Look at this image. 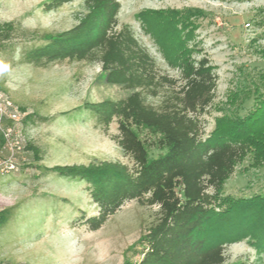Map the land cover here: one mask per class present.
Returning a JSON list of instances; mask_svg holds the SVG:
<instances>
[{"label":"rangeland","instance_id":"obj_1","mask_svg":"<svg viewBox=\"0 0 264 264\" xmlns=\"http://www.w3.org/2000/svg\"><path fill=\"white\" fill-rule=\"evenodd\" d=\"M49 0H0V90L18 106L21 168L0 175V264H136L140 238L159 218L158 208L125 203L97 231L83 221L97 215L87 185L50 173L54 166L117 162L132 168L114 138L95 127L84 103L117 101L128 92L106 84L99 63L63 61L44 67L22 54L41 37L74 27L83 0L45 12ZM116 31L128 27L155 63L157 73L179 78V60L205 58L216 77L215 97L199 117L205 139L225 118L259 114L264 105V0H116ZM179 85L180 82H177ZM146 103L161 106L163 93ZM261 133H264V116ZM140 137L149 143L146 132ZM223 185L218 203L264 197V134ZM36 153H34V150ZM159 152L150 148L151 156ZM23 158V162H20ZM262 228V229H261ZM225 264H264V227L244 231L224 246Z\"/></svg>","mask_w":264,"mask_h":264},{"label":"trees","instance_id":"obj_2","mask_svg":"<svg viewBox=\"0 0 264 264\" xmlns=\"http://www.w3.org/2000/svg\"><path fill=\"white\" fill-rule=\"evenodd\" d=\"M73 1L49 0L43 10ZM82 8L74 27L42 36V43L23 52L22 59L36 67L63 61L99 63L100 78L128 95L86 102L76 110L88 112L104 134L115 121L114 140L132 168L100 162L48 171L87 185L98 209L96 216L83 221L89 231L99 230L127 202L158 208L157 223L138 241L142 251L136 264H225L226 244L244 231L264 227V197L218 203L223 185L259 142L257 135L264 134V107L259 114L219 120L203 139L199 117L214 100L216 88L208 61L182 58L178 80L168 78L157 73L154 60L128 27L116 31V0H83ZM13 29L12 23L0 24V40L7 41ZM161 90L165 92L159 108L146 103V96L155 98ZM139 132L153 141L148 144ZM151 147L159 152L155 157ZM3 219L0 211V224Z\"/></svg>","mask_w":264,"mask_h":264},{"label":"built area","instance_id":"obj_3","mask_svg":"<svg viewBox=\"0 0 264 264\" xmlns=\"http://www.w3.org/2000/svg\"><path fill=\"white\" fill-rule=\"evenodd\" d=\"M20 110L0 90V175L17 172V154L22 149V136L17 127Z\"/></svg>","mask_w":264,"mask_h":264}]
</instances>
